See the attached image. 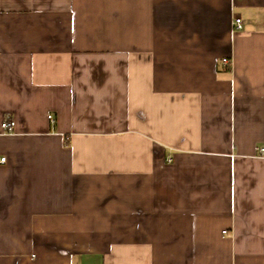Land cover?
I'll use <instances>...</instances> for the list:
<instances>
[{
    "label": "crops",
    "instance_id": "obj_1",
    "mask_svg": "<svg viewBox=\"0 0 264 264\" xmlns=\"http://www.w3.org/2000/svg\"><path fill=\"white\" fill-rule=\"evenodd\" d=\"M258 147L264 0H0V264H264Z\"/></svg>",
    "mask_w": 264,
    "mask_h": 264
},
{
    "label": "built area",
    "instance_id": "obj_2",
    "mask_svg": "<svg viewBox=\"0 0 264 264\" xmlns=\"http://www.w3.org/2000/svg\"><path fill=\"white\" fill-rule=\"evenodd\" d=\"M232 26L236 30L241 29V27H242L241 19L239 17L234 18L232 21ZM220 63L223 67H229L231 64V60L228 57H222L220 60ZM13 126H14L13 121H11V120L5 121L3 123L5 133L11 132ZM256 150L259 154H261V155L264 154V147H258ZM4 160H5V157H0V162H4Z\"/></svg>",
    "mask_w": 264,
    "mask_h": 264
}]
</instances>
